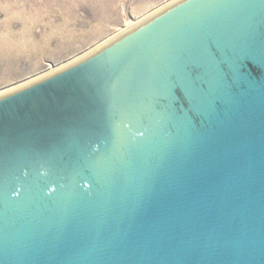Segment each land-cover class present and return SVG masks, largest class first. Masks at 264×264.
Here are the masks:
<instances>
[{
  "label": "water",
  "instance_id": "water-1",
  "mask_svg": "<svg viewBox=\"0 0 264 264\" xmlns=\"http://www.w3.org/2000/svg\"><path fill=\"white\" fill-rule=\"evenodd\" d=\"M0 94V264H264V0H176Z\"/></svg>",
  "mask_w": 264,
  "mask_h": 264
},
{
  "label": "rangeland",
  "instance_id": "rangeland-1",
  "mask_svg": "<svg viewBox=\"0 0 264 264\" xmlns=\"http://www.w3.org/2000/svg\"><path fill=\"white\" fill-rule=\"evenodd\" d=\"M176 0H0V94L56 70Z\"/></svg>",
  "mask_w": 264,
  "mask_h": 264
},
{
  "label": "bare ground",
  "instance_id": "bare-ground-1",
  "mask_svg": "<svg viewBox=\"0 0 264 264\" xmlns=\"http://www.w3.org/2000/svg\"><path fill=\"white\" fill-rule=\"evenodd\" d=\"M13 89V88H12Z\"/></svg>",
  "mask_w": 264,
  "mask_h": 264
}]
</instances>
